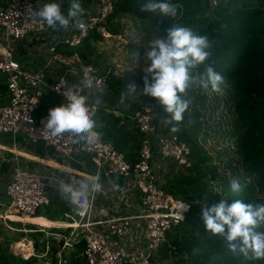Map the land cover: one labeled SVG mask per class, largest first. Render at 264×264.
I'll list each match as a JSON object with an SVG mask.
<instances>
[{
    "label": "built area",
    "instance_id": "obj_1",
    "mask_svg": "<svg viewBox=\"0 0 264 264\" xmlns=\"http://www.w3.org/2000/svg\"><path fill=\"white\" fill-rule=\"evenodd\" d=\"M60 1L0 0V73L6 76L9 98L0 106V135H22L43 143L62 160L81 168L85 174H78L79 177L100 178L103 190L81 200L87 209L85 214L81 216L75 209L65 213L71 219L67 223L71 231L63 237L62 250L70 251L73 242L84 241L87 264H166L167 259L160 257L159 249L164 245L174 249L167 236L185 221L193 204L167 193L159 177L186 173L193 163V149L175 132L166 131L164 122L157 123L155 102L146 103L130 117L143 135L138 161L133 165L100 136L96 144L88 145L74 142L75 137L69 133L59 137L50 135L44 128L49 113L36 116L46 94L67 103L66 94L79 88L81 94L90 98L91 104L86 106L96 121L103 102L95 104L94 100L99 97L104 101L112 89V78L117 77L110 70L102 73L97 65L86 63L77 52L68 55L58 49L60 45L76 48L91 33L101 35L103 40L114 38L106 25L115 10V0H96L81 18L83 27L73 24L67 29L59 26L53 29L46 22L28 16L29 6L38 10L46 3ZM228 1L207 0L210 14H215ZM170 2L179 8L176 17H168L176 21L183 14V7L179 0ZM35 53L43 58L37 70L28 63ZM85 72L98 87H83L81 80ZM61 180L72 182L52 170L39 172L15 166L5 187L9 201L0 202V221L7 228H10L8 221L14 220L11 217L25 222L50 204V193L67 203L56 187ZM113 182L119 185V190ZM101 202L114 205L112 214H103ZM120 203L130 211H120ZM184 204L190 207L183 212ZM116 229L120 233L118 238L111 236Z\"/></svg>",
    "mask_w": 264,
    "mask_h": 264
},
{
    "label": "trees",
    "instance_id": "obj_2",
    "mask_svg": "<svg viewBox=\"0 0 264 264\" xmlns=\"http://www.w3.org/2000/svg\"><path fill=\"white\" fill-rule=\"evenodd\" d=\"M95 1L80 0L84 15ZM179 1L183 14L173 21L158 13L141 11L149 0H115V10L106 25L110 34L120 35L123 29L121 19L129 17L145 24L146 31L164 38L173 25L190 27L212 41V55L207 64L224 78L222 93L200 87L189 90L192 103L180 124V131L175 133L192 147L193 163L186 173L166 178L162 187L193 206L185 221L167 236L174 249L164 245L159 254L162 259L171 260V264H264L261 260L232 254L223 237L206 231L202 219L205 206L211 207L222 200L228 204L240 199L245 204L264 205V0H229L215 14H210L207 0ZM59 4L67 14L70 0H61ZM102 41L101 35L91 33L76 48L60 45L58 49L68 55L77 52L86 63L97 65L102 73H106L98 55L97 45ZM204 67L198 71L202 73ZM133 83L138 92L127 95L125 102L120 103L121 94L126 93V87ZM143 88L144 83H139L132 74L113 77L112 89L96 117L100 138L112 143L132 165L138 161L143 140L130 118L137 110L148 102H155L158 105L157 123L164 122L166 131H171L167 114L156 98L143 93ZM8 100L6 76L0 73V106ZM64 104L60 98L46 94L36 116ZM209 119H213L220 130L211 126ZM212 132L217 143L225 139L216 155L201 143V140L210 138ZM233 178L238 179L243 187L239 195L230 192L229 182ZM64 212L73 210L66 203L52 201L40 208L35 217L64 222ZM50 221L46 220L53 223ZM9 225L18 234L7 236V232L0 230V264H87L84 241L73 242V249L62 251L63 237L69 234L70 228L52 227L41 231L31 224L9 222ZM258 230L264 231V228ZM57 234H61L62 240L55 238ZM25 238L34 242L36 251L27 259L10 250L11 245ZM194 249L199 251L194 253Z\"/></svg>",
    "mask_w": 264,
    "mask_h": 264
},
{
    "label": "clouds",
    "instance_id": "obj_3",
    "mask_svg": "<svg viewBox=\"0 0 264 264\" xmlns=\"http://www.w3.org/2000/svg\"><path fill=\"white\" fill-rule=\"evenodd\" d=\"M141 11L174 18L179 8L170 0H149ZM27 12L28 16L46 22L53 29L57 26L67 29L73 24L83 27L81 18L85 10L80 0H70L67 14L55 2L46 3L38 10L29 6ZM212 47L213 43L208 36L197 34L190 27L177 25L168 29L165 38L155 39L150 43V50L145 55L151 63L145 69L147 75L144 77L143 93L157 99L167 114L172 132H179L180 124L185 120V114L192 103L188 96L190 89L210 88L215 93H222L223 76L207 64L212 55ZM202 66L205 67L201 73L198 69ZM81 84L87 89L98 87V83L87 72L84 73ZM126 89L127 92L121 94L120 103L125 102L127 95L138 92L134 83L129 84ZM66 95L67 103L49 110L44 128L52 137L69 133L75 137L76 143L96 144L99 138L95 130L96 121L90 107L86 106L90 98L81 94L79 88ZM102 102L99 97L94 100L95 104ZM229 183L232 194L239 195L243 191L238 179L233 178ZM113 186L119 190L117 183L113 182ZM56 187L61 197L71 203L81 216L87 211L81 204L82 198L86 199L90 194L103 190L98 176L79 182L61 180ZM189 207L182 205L183 212ZM202 219L206 231L213 236L223 237L232 254L249 260L264 261V231L258 230L264 228V205L253 206L240 199L228 204L226 200H222L211 207L205 206ZM198 251L199 249L193 250L194 253Z\"/></svg>",
    "mask_w": 264,
    "mask_h": 264
},
{
    "label": "crops",
    "instance_id": "obj_4",
    "mask_svg": "<svg viewBox=\"0 0 264 264\" xmlns=\"http://www.w3.org/2000/svg\"><path fill=\"white\" fill-rule=\"evenodd\" d=\"M125 18H123V19H125ZM139 22L141 23V21H139ZM153 34H155V33H153ZM120 36L121 35H114V38H119ZM106 41H108V40H106ZM144 45H145L144 51L149 50V46H146L149 44H144ZM37 55L38 54L35 53L34 57L31 60L29 59V62H28L29 67H31L32 69H35V70L41 68V64L43 61V58L42 57L38 58ZM144 55L142 57L143 60L140 61V65H143L145 62V56ZM40 56H41V54H40ZM135 61H137L136 63H138L139 60L136 59ZM103 66H104V64H103ZM116 67L120 69L121 66L117 65ZM132 67H136V66H131V68ZM145 69H146V67L142 66L141 70L143 71V73H146ZM109 70H112V68L109 67ZM106 100H107V98L104 99V101H106ZM0 136H2V135H0ZM61 160L62 159L59 158V156H57L51 148L46 147L43 143L30 141L25 136H22V135L14 136V137L13 136H6L5 141H3V142L0 141V202H3V204H7L9 201V199L5 193V191H6L5 187H6V183L12 178L13 169L15 166H19V167H22L24 169H29V170H37L39 172H45L46 170H52V171L57 172L63 176H66L69 179L72 176V177H77V178L81 179L82 181L84 180L83 178L78 176V174H85V172L82 171L81 168H78L76 165H74L71 162H69V163L72 165V167L64 166L61 163ZM70 181H72V179H70ZM50 197H52L51 202L54 201V202L64 203V202L58 201L56 199V196L53 193H50ZM101 204L102 205H100V206H101V209H103L104 215L112 214V211L114 208L113 204H109L108 202H101ZM120 204H121L120 211H122V210H126L127 212L130 211V210L128 211V209H126L124 203H120ZM66 205H67V203H66ZM72 210L74 211V208ZM0 212H1V210H0ZM65 213H72V212H64L62 214L64 222H59V221L54 222V221H50V220H48L42 216H39V217L33 216L34 219H37V221L34 222V220H33L32 224L38 225V226H43L45 228L46 227L52 228L50 226L41 225L39 223L40 219H38V218H42V219H45V221L47 220V221L53 222L52 226H54V227L62 228V229H69V227L67 226V223L71 222V219L66 218ZM28 220L23 222L20 219L19 220L14 219L13 221L14 222H20L21 224L27 225L26 223H31V222H28ZM9 222H12V221H8V224H9ZM2 224H4V222L0 221L1 226H2ZM1 226H0V230L1 229L3 230L4 228H2ZM64 227H66V228H64ZM130 227H132V225ZM41 231H45V229H41ZM111 236L114 238H118L120 236L118 229H116L114 231V235H111ZM55 238L59 241L62 240L61 234H57V236ZM62 251H65V250H62ZM58 256L60 257V253L58 254Z\"/></svg>",
    "mask_w": 264,
    "mask_h": 264
},
{
    "label": "rangeland",
    "instance_id": "obj_5",
    "mask_svg": "<svg viewBox=\"0 0 264 264\" xmlns=\"http://www.w3.org/2000/svg\"><path fill=\"white\" fill-rule=\"evenodd\" d=\"M121 24H122V28H123L122 32L120 34L121 36L119 38H112L108 41L103 40L102 42L98 43V45H97L98 51H99L98 55L100 56V58L102 60L101 61L102 64H104V66L106 67V70L109 71V67H111L112 70H110V71L112 73H114L115 76L124 77V76H127L128 74H132V75H134L135 78H137L139 83H144V77L147 75V73H143V71L141 70L142 66H145L147 68L150 66V63H151L147 59L146 55H144V54H146V52L150 50V43L153 40L161 39L164 37H161L157 34H153L150 31H146L145 30V27H146L145 24H141L138 20H134V19L129 18V17H126L123 20L121 19ZM144 44H149V45H146V46H149V50L144 51L145 50ZM143 55L145 56V62L143 65H140V61L143 60V58H142ZM136 59L139 60L138 63H136L137 62V61H135ZM117 65L121 66L120 69L116 67ZM131 66H136V67L131 68ZM150 78L151 77L149 76V80H150ZM136 96H133V98H136ZM209 123L215 129L220 130L219 125L216 124L213 119L212 120L209 119ZM5 140H6V136H4V135L0 136L1 142L5 141ZM224 142H225V139H221L217 143V140H214V132H212V136L210 138H208L207 140H201V143L205 146V148L212 155H216V152L221 150V147L223 146ZM61 163L64 166L72 167V165L68 161L61 160ZM163 175H161L159 177V181L161 182V184H163L165 182L166 178H168V176H169V175H167V176L166 175L163 176ZM70 179H72V181L75 180L77 182L82 181L81 179H79L77 177H72V176L70 177ZM11 218L15 219L13 217H11ZM12 222H14V221H12ZM26 224L34 225L32 223H26ZM35 226L39 230H41V229L48 230V228H49V227H46L47 228L46 229L43 226H38V225H35ZM1 227L4 228L3 230L1 229L2 230L1 232L2 233L7 232L8 233V234H6L7 236L13 235V237H14L18 234L17 230L11 226L8 229L7 226H5V224H2ZM50 227H54V226H50ZM64 228H66V227H64ZM19 243H24V244L30 246V248H32V250L27 251V253L24 254L21 250L18 249L19 248L18 243H16V244L11 245V248H10V250H12L15 254H21V257H23L24 259H27L28 257L33 256V254L36 253V251L34 249V242L30 241L29 238H25ZM42 256H44V255H42ZM168 262H169V260H167V263Z\"/></svg>",
    "mask_w": 264,
    "mask_h": 264
},
{
    "label": "bare ground",
    "instance_id": "obj_6",
    "mask_svg": "<svg viewBox=\"0 0 264 264\" xmlns=\"http://www.w3.org/2000/svg\"><path fill=\"white\" fill-rule=\"evenodd\" d=\"M54 164V163H53ZM15 219H18L17 217H14ZM29 219V218H28ZM27 219V220H28ZM33 220H34V222H36L37 221V219H34V217H31L29 220H28V222H33ZM39 223L41 224V225H44V226H52L53 225V223H48V222H46L45 220H43V219H41V220H39ZM57 224V223H56ZM18 249L19 250H21L24 254H26L27 253V251H31L32 250V248H30V246H28V245H26V244H24V243H18ZM162 250V249H161ZM171 252V251H170ZM171 256V255H170ZM162 257V256H161Z\"/></svg>",
    "mask_w": 264,
    "mask_h": 264
},
{
    "label": "water",
    "instance_id": "obj_7",
    "mask_svg": "<svg viewBox=\"0 0 264 264\" xmlns=\"http://www.w3.org/2000/svg\"><path fill=\"white\" fill-rule=\"evenodd\" d=\"M104 102H105V101H104ZM90 104H91L90 101H87V102H86V105H90ZM67 207L73 209V205H71V203H69V202H67Z\"/></svg>",
    "mask_w": 264,
    "mask_h": 264
}]
</instances>
